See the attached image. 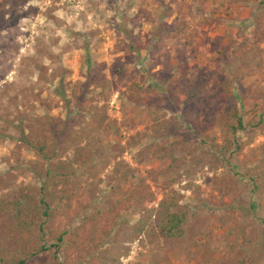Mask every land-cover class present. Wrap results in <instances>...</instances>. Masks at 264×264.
<instances>
[{
	"label": "rangeland",
	"instance_id": "374dc122",
	"mask_svg": "<svg viewBox=\"0 0 264 264\" xmlns=\"http://www.w3.org/2000/svg\"><path fill=\"white\" fill-rule=\"evenodd\" d=\"M3 2L0 198L27 190L37 200L44 174L62 168L74 181L71 209L86 196L83 214L105 218L106 208L143 185L155 197L148 206L176 198L188 213L189 240L173 248L156 236L138 238L119 264H264L259 1ZM198 78L204 97L219 82L229 86L226 102L238 107L243 129H220L207 103H181L180 88ZM76 133L85 136L79 151L71 146ZM183 139L190 148L172 165L162 156ZM26 140L45 144L42 158ZM51 207L57 228L71 209L64 201ZM138 214L134 206L121 211L117 230ZM23 246L0 211V256ZM63 255L40 253L26 264H59Z\"/></svg>",
	"mask_w": 264,
	"mask_h": 264
},
{
	"label": "trees",
	"instance_id": "16d2710c",
	"mask_svg": "<svg viewBox=\"0 0 264 264\" xmlns=\"http://www.w3.org/2000/svg\"><path fill=\"white\" fill-rule=\"evenodd\" d=\"M258 1L264 10V0ZM3 3H8V0ZM203 91L204 86L199 78L192 86H182L179 90L183 98L181 103L188 102L197 108L207 103L212 112L216 113L213 123L232 135L244 128L238 107L226 102L230 92L226 83H217L205 97ZM82 134L76 133L72 138L71 146L75 151H79L80 138L85 137ZM67 137L70 139V136ZM26 142L37 157H43L41 153L46 149L45 144L35 146L32 142ZM189 148L190 145L184 139L173 142L162 157L173 165L177 161L176 154L187 152ZM127 175L125 173L121 176L124 182L129 179ZM72 184L74 186L70 173L59 168V172L47 171L44 174L39 186V199L36 200L27 190L22 194L10 191L0 198V211L7 215L11 231L24 245L16 253L3 249L0 264H26L28 258L40 253L55 255L60 251L64 255L59 264H119L118 257L126 255L128 245L138 238L156 236L173 248L189 240L188 213L178 210L173 195H166L156 205L148 206L149 202L155 200L153 193L143 185H137L123 201L112 208H106L105 218H99L94 213L83 214L86 196L71 209L75 197V192L71 190ZM63 201L71 213L66 221L61 220L58 227L54 228L55 221L49 214L51 205ZM132 206L139 212L137 219L132 224H124L118 231L115 222L120 212ZM111 210L114 213L110 215ZM76 221L78 224L73 225ZM111 237L114 239L110 240ZM48 238L52 241L49 244Z\"/></svg>",
	"mask_w": 264,
	"mask_h": 264
}]
</instances>
